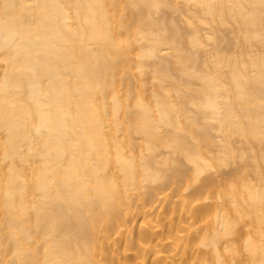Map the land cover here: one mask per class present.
Returning <instances> with one entry per match:
<instances>
[{"label":"bare ground","instance_id":"1","mask_svg":"<svg viewBox=\"0 0 264 264\" xmlns=\"http://www.w3.org/2000/svg\"><path fill=\"white\" fill-rule=\"evenodd\" d=\"M0 264H264V0H0Z\"/></svg>","mask_w":264,"mask_h":264}]
</instances>
